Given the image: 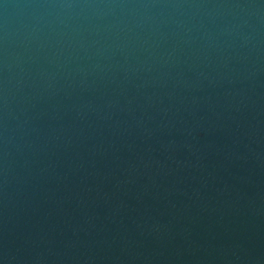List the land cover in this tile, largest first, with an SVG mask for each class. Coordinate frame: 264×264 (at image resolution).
I'll return each instance as SVG.
<instances>
[{
	"label": "water",
	"instance_id": "water-1",
	"mask_svg": "<svg viewBox=\"0 0 264 264\" xmlns=\"http://www.w3.org/2000/svg\"><path fill=\"white\" fill-rule=\"evenodd\" d=\"M0 264H264V0H0Z\"/></svg>",
	"mask_w": 264,
	"mask_h": 264
}]
</instances>
